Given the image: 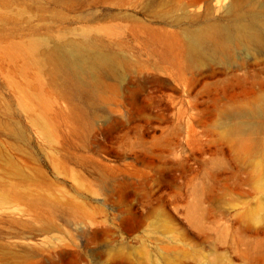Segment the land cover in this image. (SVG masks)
Returning a JSON list of instances; mask_svg holds the SVG:
<instances>
[{"label":"rangeland","instance_id":"1","mask_svg":"<svg viewBox=\"0 0 264 264\" xmlns=\"http://www.w3.org/2000/svg\"><path fill=\"white\" fill-rule=\"evenodd\" d=\"M230 1L97 2L131 62L99 95L57 87L0 19V264H264V34L187 54L188 29L264 15Z\"/></svg>","mask_w":264,"mask_h":264},{"label":"bare ground","instance_id":"2","mask_svg":"<svg viewBox=\"0 0 264 264\" xmlns=\"http://www.w3.org/2000/svg\"><path fill=\"white\" fill-rule=\"evenodd\" d=\"M114 1L1 0L4 8L17 7L0 12V19L9 36L17 38L11 42L20 47L22 54L38 69L47 68L53 79L60 80L56 82L57 87L72 85L77 91L99 95L112 88L100 78V74L120 79L131 64L119 50L115 53L106 48L125 42L127 37L116 33L112 25H96L97 14L89 11L97 2L107 4ZM238 1L231 0L228 10H234ZM161 14L157 20H163V12ZM241 14H236L239 16L227 26L208 24L188 29L189 59L201 62L209 53L228 52L234 43L262 44L264 15L257 11L245 18ZM25 15L29 18L37 16L41 20L24 24ZM219 127L225 136L243 137L256 130L254 123L239 118L221 119Z\"/></svg>","mask_w":264,"mask_h":264}]
</instances>
